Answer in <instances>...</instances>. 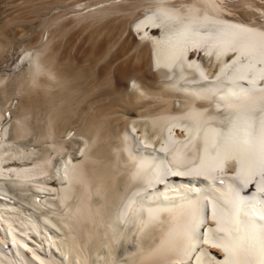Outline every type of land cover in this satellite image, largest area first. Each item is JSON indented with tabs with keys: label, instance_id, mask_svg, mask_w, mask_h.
Returning <instances> with one entry per match:
<instances>
[{
	"label": "bare ground",
	"instance_id": "1",
	"mask_svg": "<svg viewBox=\"0 0 264 264\" xmlns=\"http://www.w3.org/2000/svg\"><path fill=\"white\" fill-rule=\"evenodd\" d=\"M231 20L264 0H0V264H264V33Z\"/></svg>",
	"mask_w": 264,
	"mask_h": 264
}]
</instances>
